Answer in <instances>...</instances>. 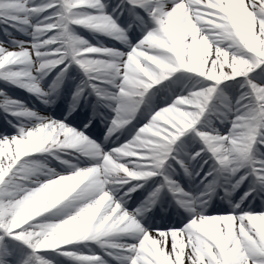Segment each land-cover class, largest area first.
<instances>
[{
  "label": "snow or ice",
  "instance_id": "obj_1",
  "mask_svg": "<svg viewBox=\"0 0 264 264\" xmlns=\"http://www.w3.org/2000/svg\"><path fill=\"white\" fill-rule=\"evenodd\" d=\"M127 2L144 32L135 45L127 37L131 25L121 28L106 13L103 0L39 5L35 0H0V24L33 36L32 42L13 41L14 48L0 43V80L47 102L49 93L40 86L43 76L59 68L55 91L72 65H78L86 80L76 99L91 88L115 112L108 138L132 124L150 91L173 74H194L206 82L155 111L131 141L111 152L0 91L5 97L0 109L38 121L19 127L16 136L0 138V264H53L47 253L69 264H110L108 258L116 264H264V210L236 204L229 214H203L217 187L225 190V198L245 181L250 182L245 198L264 190V159L255 155L256 146H264V85L249 79L264 67V0ZM74 26L106 33L129 50L90 45L75 34ZM237 79H244L249 90L235 107L221 94L223 106L234 116L230 131L199 127L218 87ZM189 132L203 143L191 159L207 165L202 171L208 191L197 200L167 175L169 160L188 173L173 146ZM42 154L73 171H43L45 165L33 159ZM62 154L88 157L92 166L81 169L61 159ZM40 175L47 179L39 180ZM157 177L162 182L156 193L171 190L193 215L185 227L153 231L138 221L144 208L129 213L122 207L125 197ZM115 185L131 186L120 195ZM121 234H130L129 242H120ZM78 242H97L102 254L85 253L74 247Z\"/></svg>",
  "mask_w": 264,
  "mask_h": 264
},
{
  "label": "rangeland",
  "instance_id": "obj_2",
  "mask_svg": "<svg viewBox=\"0 0 264 264\" xmlns=\"http://www.w3.org/2000/svg\"><path fill=\"white\" fill-rule=\"evenodd\" d=\"M109 1H110V0H103L104 4H107V2H109ZM46 2H47V0H35V3H36L37 5H39V4H43V3H46ZM131 24H132L131 21L127 20L125 26H124V27L120 26V27H121V28H124V29H128L129 26H130ZM74 27H76V29H75V34H76V35H78L79 37L85 39L89 44L92 42V36H93V32H94L93 30H89V29L83 28V27H81V26H74ZM134 27H137V28H136V29H133ZM134 27H131V30H130V31L132 32V34L127 35L128 39H131V40H132V39H134V40H135V39H143L144 32L142 31V26L139 27V26L136 24V22H135ZM6 31H7V35L5 34ZM28 32L30 33V32H31V29H29ZM104 34H106V33H104ZM127 34H128V32H127ZM106 36H109V35L106 34ZM109 37H110V36H109ZM22 40H23V41L32 42V41H33V36H32L31 34H25L24 32L16 31V30H14V29H12V28H9L6 24H0V43H3L4 45H10V46L15 47L14 44H13V41H22ZM108 41L114 43V45H115L117 48L123 50V49H122L121 47H119V46H120L121 44L124 45V42H122V41H118V40L110 41V39H108ZM102 44H104V41L102 42ZM114 45H113L112 48H115ZM99 47H100V45H99ZM75 70H77V71H75ZM73 71H75V72L80 71L79 66H77L76 64H73L72 67L68 70V72L65 73L64 77H65L67 74H69V73H71V72H73ZM263 72H264V70H263ZM58 74H59V68H58V69H54V70H52L51 72H48L46 75H44L43 78L40 80V86H41V88L44 87V83H45V80H46L47 78L52 79L53 81H57V76H58ZM64 77H62V78L60 79L59 83H63V81H64V79H65ZM181 79H182V78L179 77V78H176V79L173 80V81L177 80V82H176V85L173 86V89L170 90V94L172 93V95H173L172 98H171V101H170V102H173L177 97L180 96V95H178V93H179L182 89H184V88H182L181 86H184V87H185V84H188V85L190 84V87L193 86V84H194V79H195V78L192 77L191 80H190V82H189V80H188L184 85H180V84H179V81H180ZM199 80H200V78H199ZM43 81H44V83H43ZM200 81H201V80H200ZM195 82H196V81H195ZM0 83H3L4 85H7L9 88H15V87H16L14 84H12V83H5L3 80H0ZM173 84H174V83H173ZM204 86H205V84H204ZM185 89H186V88H185ZM194 90H196V89H192V91H194ZM247 91H248V90L244 89V87H243L242 84H238L235 88L232 89V91H230L229 93H226L225 95H224V94H222V95L225 96V97H228V98L231 100V103H232V102L237 103V101L240 100L241 96H242L245 92H247ZM181 92H182V91H181ZM156 98H158V97H156ZM161 98H162V99H165L166 97L163 96V94H161ZM232 107H233V105H232ZM152 109H153V108H152ZM223 109H225V107H224L223 104H222L221 94L219 93V94L217 95V101H216L211 107H209V111H208L209 113H208V114H209V115H210V114H211V115H214V114H216V113H218V112H222ZM111 111H113V110L111 109ZM12 116H13V115H12ZM14 117H15V116H14ZM148 117L151 118V115L149 114ZM231 119H234V116L230 113V115L228 114L227 117H224V119L221 121V123H222L221 126H222L224 129H225L226 126H227L226 129H228V128L230 127V125H232L231 123H229V121H230ZM7 120L9 121V123L12 124V126H13L14 129H15V126H16V130L18 131L19 126H18L17 124H13V122H12L10 119L7 118ZM210 124H211V123H210ZM132 131L136 134L138 130H133V129H132ZM2 134H3V133L0 132V135H2ZM184 145L187 146V147H189V148H190V146H191V145H187V144H185V143H184ZM193 154H194V152H193V153H190L188 157H187V155H182V156L185 158V160H187V162H184V163L188 166V168H189V166H192L193 159H191V156H192ZM256 157H257L258 159H264V156L261 157V156H258V155H257ZM35 161H37V162H41V160H37V159H35ZM197 169H198V168H197ZM176 172H177V171H176ZM191 174H192V170H191ZM189 175H190V172H189ZM246 186H247V185H246ZM249 192H250V187L247 188V189L243 192V194H246V193H249ZM122 193H123V192H122ZM126 198H127V197H126ZM124 203H125V200H124ZM89 246H90V245H89ZM89 250H91V252H94V253H96V254H102V250L100 249V247H99V245H98L97 242L95 243V245L90 246ZM25 251H27V250H25ZM44 253H45V252H44ZM44 253H43V254H44ZM46 255L48 256L49 259H51V260L53 261V264H69V262H68L64 257H62V256H57L55 253H47Z\"/></svg>",
  "mask_w": 264,
  "mask_h": 264
},
{
  "label": "bare ground",
  "instance_id": "obj_3",
  "mask_svg": "<svg viewBox=\"0 0 264 264\" xmlns=\"http://www.w3.org/2000/svg\"><path fill=\"white\" fill-rule=\"evenodd\" d=\"M132 14H133V13H132ZM131 16H132V15H131ZM131 18H132V20H133V18H134V20H136L135 22L137 23V25H138L139 27L142 26V25H141V22L138 21V20L136 19L135 15H134V17L132 16ZM127 35H130V33H128ZM22 41H23V40H22ZM139 41H140V40L133 41V45L139 43ZM113 45H114V44H112V43L109 42V41H104V44L100 45V47H103V48H109V49H118V50H120L121 52H123L121 49L117 48L115 45H114L115 48H112ZM5 46H6V45H5ZM6 47H8V48H14L13 46H6ZM128 50H129V49H128ZM124 52H127V51H124ZM173 75H174V74H173ZM253 76H254V71L250 74V77H249V78H253ZM184 80H186V79H184ZM188 80H189V77H188V79L186 80V82H187ZM189 82H190V80H189ZM225 83H229V84L232 83L231 85L240 83V84H243V85H244V84H245V80H244V79H237V80L227 81V82H225ZM259 85H264V82L261 83V84H259ZM165 87H167L168 90H169V89L172 87L171 82H168L167 84L162 85V86H161V89H164ZM181 87H182V88H185L184 86H181ZM245 89H246V90H249V89H247V88H245ZM109 90H111V89H109ZM164 91H165V90H164ZM2 92H4V91H2ZM191 92H192V90H191V88H189V89H187V90H185V91L180 92L179 94H180V96H187V95H189ZM64 94H65V93H63V95H64ZM6 97L9 98L8 95H6ZM34 97H37L38 99L40 98L38 95H34ZM0 98L5 99V97H2V96H0ZM171 98H172V95H166V98H165V99H162V100L157 101L158 104H157V108H156L155 111L161 109V108L164 107V106H167V105L171 104V103H172V102H170V101H171ZM102 101H103V100H102ZM28 102H32L31 99L28 100V101H25V102L21 105V107H28L27 109L31 110V111H32L33 113H35V114H38L41 118L51 119V120H54V121H58V120H55V119L51 118V117H50L49 115H47V114L41 113L39 110H37L36 106H34V105H28ZM236 104H237V103L232 102V103H231V106L233 105V107H235ZM148 109H149V108H148ZM154 113H155V112H154ZM208 113H209V112H207V113L205 114V117L202 118V121H201L199 127L202 128V125L204 124V121H206V120H210V121H212V122H214V123H218V121L223 120L224 117H227L228 114L230 115V113L227 111L226 108L223 109L222 112H218V113H216V114H214V115H211V114L209 115ZM60 122H61V121H60ZM148 122H150V119H148V120L143 124V126H145ZM36 124H38V121H37V120H35V119H27L25 122H23L22 125L25 126V127H32V126H35ZM66 126H68V125H66ZM231 127H232V125H230V127H229L228 129H224V128H219L218 126L213 125V126H211L210 128H208V130H210V129H216L220 134H227V133L230 131ZM76 131H77V130H76ZM78 132H80V131H78ZM81 133H83L84 135H86V136L89 138V136L87 135V133H85V132H81ZM17 134H18V132H15V133L7 134L6 136H8V137H13V136H16ZM3 137H5V136H2L1 138H3ZM134 137H135V135H133V136H131L130 138L126 139V141H125L123 144L128 143V142L131 141ZM89 139H90V138H89ZM182 139H184V141H185L187 144H192L193 147H195V148L197 147V149H195L196 151H200L201 147L203 146L202 141H200V139H199L197 136H195L194 132L186 133L185 136L182 137ZM90 140H91V139H90ZM180 140H181V139H180ZM180 140H179V141H180ZM96 144H97V143H96ZM123 144H121V145H123ZM97 145H98V144H97ZM121 145H120V146H121ZM98 146H99V145H98ZM256 147L258 148V152H256L255 155H259V152H261V153L264 154V146L257 145ZM109 152H111V151H109ZM34 157H35V156H34ZM34 157H33V158H34ZM42 164L45 165V168L43 169V171L46 172L47 169H53L54 171H56V169H55L54 167H51L50 165H48V164H46V163H44V162H43ZM89 166H92V163H89V164L86 163V164H83V165H79L78 167L81 168V169H83V168H86V167H89ZM205 168H207V165H205ZM71 172H72V171H71ZM71 172L61 173V174L58 173V174H60V175H67V174H70ZM41 176H42V175H40V176L38 177L39 180H41V181L46 180V179H44V178H41ZM245 185H250V182H249V181H245ZM118 186H119V185H115V186H113V187L116 188V187H118ZM189 192L192 193L191 191H189ZM121 195H122V194H121ZM189 196H190L191 198H193L191 195H189ZM126 206H127V204L122 205V207H123L126 211H128V210H127L128 207L126 208ZM232 211H233V210H228V211H213V212H209V211H207L205 208H203V214H205V215H224V214H229V213L232 212ZM128 212H129V211H128ZM256 212H260V211H256ZM129 213H133V212H129ZM48 215H49V214H47V213L45 214V216H48ZM192 218H194V217H193V215L191 214V217L189 218L190 221H191ZM190 221L186 222V224H184V225H183L182 227H180V228L185 227L188 223H190ZM180 228H175V229H180ZM149 229H151V230H153V231H155V230H164V229H157V228H155V229H153V228H149ZM170 229H174V228H170ZM166 230H169V229H166ZM130 238H131L130 234H121V236L118 238V240H119L120 242H129ZM93 243H95V242H82V243H78L77 246L84 248V251L87 252V253H89V248H90L89 245H92ZM46 251H48V250H41V254H43V253L46 252ZM108 259L110 260V264H116L115 261H111L110 258H108Z\"/></svg>",
  "mask_w": 264,
  "mask_h": 264
}]
</instances>
